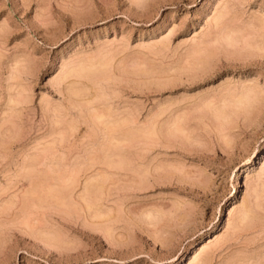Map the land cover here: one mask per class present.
Returning a JSON list of instances; mask_svg holds the SVG:
<instances>
[{"label": "rangeland", "instance_id": "374dc122", "mask_svg": "<svg viewBox=\"0 0 264 264\" xmlns=\"http://www.w3.org/2000/svg\"><path fill=\"white\" fill-rule=\"evenodd\" d=\"M263 188L264 0H0V264H264Z\"/></svg>", "mask_w": 264, "mask_h": 264}, {"label": "bare ground", "instance_id": "6f19581e", "mask_svg": "<svg viewBox=\"0 0 264 264\" xmlns=\"http://www.w3.org/2000/svg\"><path fill=\"white\" fill-rule=\"evenodd\" d=\"M218 13V12H217ZM219 13H220V11H219ZM218 13V16H220L221 15V13L219 14ZM221 17V16H220ZM222 18V17H221ZM223 23V22H222ZM224 23H225V21H224ZM215 25V24H214ZM221 25V24H220ZM250 28V27H249ZM225 29V28H224ZM219 30V29H218ZM227 31V30H226ZM225 31V32H226ZM247 31V30H246ZM235 29H233V30H229L228 32H226L225 33V35L223 36V38H224V40H226V42L228 43V44H230V45H232V44H234L235 42H236V44L235 45H233L234 47H236V45L238 44V42L239 41H241V40H239L240 38L238 37V42L236 41V38H235ZM239 32V31H238ZM241 33V32H240ZM214 34V33H213ZM218 35V34H217ZM222 35V34H221ZM246 35H248V34H246ZM215 36V35H214ZM219 36H220V34H219ZM241 36H242V33H241ZM251 36V35H250ZM244 37H246V36H244ZM248 37V36H247ZM220 38V37H219ZM218 37H217V39H219ZM241 38H243V36L241 37ZM216 39V38H215ZM214 39V40H215ZM246 39V38H245ZM212 40V39H211ZM220 40H221V38H220ZM245 41V40H244ZM212 42H213V40H212ZM220 42V41H219ZM210 43V42H209ZM218 43V42H217ZM225 43V42H224ZM241 43V42H240ZM247 43V42H246ZM226 44V43H225ZM242 44V43H241ZM256 44V43H255ZM254 44V45H255ZM230 45H228V46H230ZM243 45H245V42H244V44ZM196 46V45H195ZM238 46H239V44H238ZM237 46V47H238ZM105 48V47H104ZM259 48V47H258ZM194 51V50H193ZM192 51V52H193ZM105 52V51H104ZM214 52V51H213ZM100 54V53H99ZM102 54V53H101ZM110 54V53H109ZM193 55V54H192ZM111 56V55H110ZM206 57V56H205ZM92 58V57H91ZM90 59V58H89ZM110 59H112L111 57H110ZM81 61H84V60H81ZM87 61H88V59H87ZM105 61H108L107 59L105 60ZM88 62H90V60L88 61ZM109 62V61H108ZM93 63H94V61H93ZM104 63V62H103ZM81 64V63H80ZM72 65V64H71ZM77 65V64H76ZM94 65V64H93ZM189 65V64H188ZM72 66H74V65H72ZM87 66V65H86ZM84 67V68H86V69H88L87 67ZM95 66V65H94ZM191 66V65H190ZM76 67V66H75ZM89 67V66H88ZM104 67V66H103ZM80 68V67H79ZM92 68V67H91ZM90 68V69H91ZM78 69V68H77ZM89 69V70H90ZM199 69V68H198ZM82 70V69H81ZM80 70V71H81ZM92 70V69H91ZM88 71V70H87ZM100 71H101V69H100ZM75 72V71H74ZM77 72H79V71H77ZM84 72H85V70H84ZM84 72H82V73H80V74H83ZM88 72H90V71H88ZM67 73H69V70H68V72ZM71 73V72H70ZM77 74V73H76ZM90 74V73H89ZM91 74H92V72H91ZM90 74V75H91ZM69 75V74H68ZM85 75V74H84ZM80 76V75H79ZM87 76H89V75H87ZM86 88V87H85ZM234 88V87H233ZM87 90V89H86ZM84 91V90H83ZM226 92V91H225ZM228 92V91H227ZM232 92V91H231ZM73 93V92H72ZM223 93V92H222ZM256 93V91H255V88H252V87H247V88H245V89H243V91H241V94H240V99H239V101H243V100H246V101H248V99L249 98H251V97H255L254 96V94ZM84 94V93H83ZM227 94V93H226ZM239 94V93H238ZM253 94V95H252ZM256 94H258V93H256ZM255 94V95H256ZM228 95V94H227ZM250 95H252L251 97H250ZM231 96V95H230ZM83 97V96H82ZM221 97V96H220ZM228 99V98H227ZM226 99V101H228ZM252 99V98H251ZM256 99H257V97H255V99H253V101L255 100L256 101ZM250 100V99H249ZM257 100H259V99H257ZM221 101H222V99H221ZM235 101V100H234ZM88 102V101H87ZM210 102H212V101H210ZM250 102H251V100H250ZM249 102V103H250ZM259 102V101H258ZM222 103H224L223 101H222ZM248 103V102H247ZM240 104H242V103H240ZM222 105V104H221ZM239 105V104H238ZM237 105V106H238ZM234 106H235V104H234ZM242 106V105H241ZM240 105L238 106V107H241ZM226 107V106H225ZM230 107V106H229ZM228 107V108H229ZM218 108V107H217ZM248 108V107H247ZM255 108V107H254ZM93 109H95V107L93 108ZM239 109V108H238ZM241 109V108H240ZM92 110V109H91ZM100 110H102V109H100ZM95 111V110H94ZM96 112V111H95ZM236 112V111H235ZM90 113V112H89ZM92 113H94V112H92ZM109 113H110V111H109ZM234 113V112H233ZM244 113V112H243ZM220 114H222V113H220ZM224 115V114H223ZM232 115V114H231ZM98 117V116H97ZM218 117V116H217ZM220 117V116H219ZM225 117V116H224ZM229 117V116H228ZM92 118V117H91ZM95 118V117H94ZM99 118V117H98ZM102 118V120H103V116L101 117ZM106 118V117H105ZM104 118V119H105ZM248 118H250V117H248ZM107 119V118H106ZM131 119V118H130ZM180 119V118H179ZM109 120V119H108ZM107 120V122H110V121H108ZM99 122V121H98ZM102 123H103V121H101ZM106 122V121H105ZM102 123H98V124H102ZM115 123V122H114ZM116 123H117V121H116ZM107 124V123H106ZM105 124V125H106ZM123 124V123H122ZM109 129L111 128V127H108ZM123 133V132H122ZM152 133V132H151ZM255 158V157H254ZM254 159H253V156H251L249 159H248V161L246 162V164L244 165V166H241V167H239L238 168V178H237V180L234 182V187H232V190H231V193L233 192V194H232V196L229 198L230 199V201H231V203H230V207H231V210H229L230 212H232L233 210H234V208L237 206V198H239V195H240V189H239V186L240 185H243V179H241V176L242 175H244L245 173H247L248 172V170H250V168H251V166H252V164L254 163ZM259 183H258V185H256L255 187H254V189H253V193L251 192V195L250 194H248L247 195V197H246V199L244 200V205H243V207H242V209L240 210V212H239V221L240 222H243V221H245V220H247L248 218H250V216H252V214L254 213V211H253V206H252V204L251 203H253V202H251V201H253V200H255V199H257V197L259 196L258 195V190H259V185H261L262 184V182L260 183V181H258ZM89 185V184H88ZM233 185V184H232ZM241 187V186H240ZM95 188V187H94ZM33 189V188H32ZM89 189V188H88ZM264 189V188H263ZM86 191V190H85ZM250 193V192H249ZM246 196V195H245ZM252 197V198H251ZM254 198V199H253ZM242 204V203H241ZM236 209V208H235ZM95 210V209H94ZM235 211V210H234ZM100 213V212H99ZM232 213H234V212H232ZM97 214V213H96ZM98 216H99V214H97ZM260 216V215H259ZM229 220V219H228ZM28 224V223H27ZM218 237V235H216V238ZM210 239H209V241L207 242L206 241V239L204 240V241H202L201 243H200V246L195 250V251H193V256L190 258V261H188V263L187 264H193V263H195L194 262V260L196 259V258H198L197 256H200L199 254H201L204 250H205V248L208 246V243H210V242H212V238L211 237H209ZM208 255V254H207ZM204 257V256H203ZM209 257H212V256H209ZM209 259H211V258H209ZM197 260V259H196ZM195 260V261H196ZM205 260V259H204ZM208 260V259H207ZM200 261V260H199ZM203 262V261H202ZM208 262V261H207Z\"/></svg>", "mask_w": 264, "mask_h": 264}]
</instances>
